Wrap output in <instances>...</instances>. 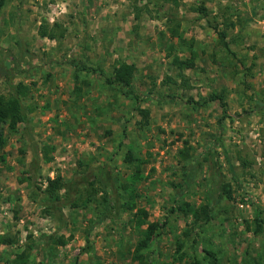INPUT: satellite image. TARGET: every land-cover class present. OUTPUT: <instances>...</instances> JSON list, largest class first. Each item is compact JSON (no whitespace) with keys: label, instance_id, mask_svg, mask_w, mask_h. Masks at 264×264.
Listing matches in <instances>:
<instances>
[{"label":"rangeland","instance_id":"rangeland-1","mask_svg":"<svg viewBox=\"0 0 264 264\" xmlns=\"http://www.w3.org/2000/svg\"><path fill=\"white\" fill-rule=\"evenodd\" d=\"M42 24L55 38L37 34ZM190 54L180 80L171 59ZM70 58L104 75L133 64V98ZM18 82L26 119L3 129L0 264L24 245V264H264V222L252 233L257 210L264 221V0H20L0 26V96ZM212 94L224 106L203 102ZM128 153L144 160L139 229L114 202L133 171ZM55 175L74 203L59 216L42 209ZM207 199L206 221L178 210ZM148 229L139 261L133 247Z\"/></svg>","mask_w":264,"mask_h":264},{"label":"trees","instance_id":"trees-1","mask_svg":"<svg viewBox=\"0 0 264 264\" xmlns=\"http://www.w3.org/2000/svg\"><path fill=\"white\" fill-rule=\"evenodd\" d=\"M159 3H168L170 5H176L177 0H156ZM3 3V0H0V7ZM169 34L170 37L181 38L180 33L178 32V23L176 21L169 20ZM37 34L40 37H46L49 39L55 38V34L52 31V27L47 26L46 24H42L37 29ZM221 37L224 36L223 32L220 34ZM226 48V43L222 45ZM172 64L178 69L176 75L180 80H184L182 70L184 68L191 67V54L184 60H180L177 57H173L171 59ZM68 63L76 70V71H85L89 73L98 72L100 76L103 78V82L107 85H115L120 92L130 99L133 98V93L130 90V83L132 79V75L134 72V66L131 63L120 62L112 66L110 74L104 75L101 70H97L96 68L84 63L83 61L75 60L70 58ZM185 86V84H183ZM28 91V87L21 83H17L14 86L12 96L5 98L0 96V147H2L5 143L4 138V127L8 131H13L16 128V125L21 122H25L26 116L25 111L23 109L22 99L26 95ZM221 95L212 94L203 99V102L219 100L220 106H224V103L220 101ZM264 103V100L262 101ZM180 157H186L187 151L186 149H182L178 152ZM125 161H127L131 167H133V171L126 176L125 181L121 183V191H122V200L114 199L117 208L120 211H124L130 214L129 223L136 229H139L141 225L144 224V214L145 210L141 207H136L135 201L138 197V193L135 190V184L142 178L140 173V167L143 164L144 160L139 157H133L131 153L126 155ZM204 159H206L204 157ZM100 181V180H99ZM89 185H93V182H89ZM100 190L103 192L104 196H108L106 185L103 182H99ZM65 184L60 180L59 176L55 175L52 178H47L44 189L42 193L44 195V199L42 202V209L46 211L48 214H55L56 216L60 215V208L64 205L74 206L71 199H69V194H67V190L65 189V194L62 195L59 193L61 189H63ZM69 187V186H68ZM221 191L225 194L227 198H230V191L226 188V186H221ZM106 204V208H110L109 200L107 198L104 199ZM264 208V202H263ZM134 209V211H132ZM184 215H190L193 222L198 221H206L210 219V211H211V202L207 201L205 204L200 205L198 207H190L187 203H184L183 207H179ZM261 211L257 210L255 212L253 222L254 226L252 228V233H258L261 231V225L264 222L261 217H259ZM151 230H142L141 236L137 239L132 253L135 257L140 261L142 258L141 251L146 249L148 246L149 240L151 238ZM29 238V236H27ZM48 238H51L50 236ZM6 242V240L1 239L0 242ZM58 244H63L64 241L62 239H56ZM30 249L29 245H24L22 250L17 256V261L15 264H24L25 259L27 257L28 251Z\"/></svg>","mask_w":264,"mask_h":264},{"label":"crops","instance_id":"crops-1","mask_svg":"<svg viewBox=\"0 0 264 264\" xmlns=\"http://www.w3.org/2000/svg\"><path fill=\"white\" fill-rule=\"evenodd\" d=\"M20 0H3L0 7V26L7 19L8 14L10 16L12 8L16 7Z\"/></svg>","mask_w":264,"mask_h":264},{"label":"built area","instance_id":"built-area-1","mask_svg":"<svg viewBox=\"0 0 264 264\" xmlns=\"http://www.w3.org/2000/svg\"><path fill=\"white\" fill-rule=\"evenodd\" d=\"M58 7V6H57Z\"/></svg>","mask_w":264,"mask_h":264}]
</instances>
